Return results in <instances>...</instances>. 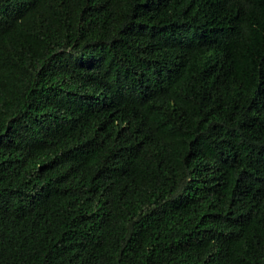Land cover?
Wrapping results in <instances>:
<instances>
[{"label":"trees","instance_id":"1","mask_svg":"<svg viewBox=\"0 0 264 264\" xmlns=\"http://www.w3.org/2000/svg\"><path fill=\"white\" fill-rule=\"evenodd\" d=\"M0 264H264V0H0Z\"/></svg>","mask_w":264,"mask_h":264}]
</instances>
